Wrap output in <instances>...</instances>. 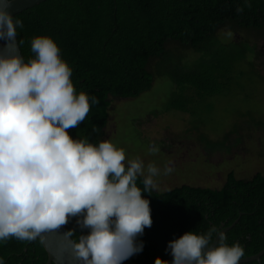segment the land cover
I'll use <instances>...</instances> for the list:
<instances>
[{"label":"trees","instance_id":"1","mask_svg":"<svg viewBox=\"0 0 264 264\" xmlns=\"http://www.w3.org/2000/svg\"><path fill=\"white\" fill-rule=\"evenodd\" d=\"M14 18L22 22L17 37L25 59L33 55V37L51 36L72 68L76 90L95 96L85 120L69 130L73 137L93 141L104 139L114 100L140 96L158 77L170 78L175 86L166 109L195 114L206 99L230 90L242 74L239 62L257 52L249 42L264 39V0H45ZM222 29L243 39L226 42L219 35ZM188 53L197 56L190 62ZM227 140L206 142L215 148ZM144 195L152 224L137 238L142 251L122 264H154L157 256L171 261L170 240L235 220L226 242H238L243 257L264 249V171L239 178L231 170L220 188L181 184ZM66 226L76 236L87 233L75 217ZM0 257L5 264L48 260L39 239L9 238L0 243ZM240 264H264V254L260 261Z\"/></svg>","mask_w":264,"mask_h":264},{"label":"clouds","instance_id":"2","mask_svg":"<svg viewBox=\"0 0 264 264\" xmlns=\"http://www.w3.org/2000/svg\"><path fill=\"white\" fill-rule=\"evenodd\" d=\"M11 4L0 0V39L6 41L0 48V243L46 241L75 217L87 233L67 230L61 251H70L76 264H122L143 249L137 238L152 224L144 194L174 170L171 161L160 168L128 157L110 139L73 137L69 130L81 125L97 100L76 90L72 68L51 36L33 37L27 59L17 51L22 22ZM147 152L160 148L150 144ZM167 250L171 261L157 256L154 264H240L244 256L243 247L228 244L216 226L186 231Z\"/></svg>","mask_w":264,"mask_h":264},{"label":"rangeland","instance_id":"3","mask_svg":"<svg viewBox=\"0 0 264 264\" xmlns=\"http://www.w3.org/2000/svg\"><path fill=\"white\" fill-rule=\"evenodd\" d=\"M228 31L219 32L224 41L243 39ZM249 43L258 53L239 62L242 74L230 90L206 99L195 114L166 109L175 86L170 78L158 77L140 96L114 100L104 139L123 147L128 157L138 155L160 168L171 161L174 170L156 178L158 190L181 184L220 188L231 170L239 178L264 171V39ZM196 56L188 53L187 60ZM203 137L228 140L212 148ZM150 144L160 152L149 154Z\"/></svg>","mask_w":264,"mask_h":264},{"label":"water","instance_id":"4","mask_svg":"<svg viewBox=\"0 0 264 264\" xmlns=\"http://www.w3.org/2000/svg\"><path fill=\"white\" fill-rule=\"evenodd\" d=\"M45 0H12V4L10 7V12L12 15H16L23 10H26L34 5H37ZM15 40L18 42V37L16 35ZM6 41L3 39H0V48H2L5 45ZM19 44V42H18ZM17 51L22 54L24 57L20 45L17 48ZM238 220H235L230 226H222L220 229L224 232V234L231 229L237 222ZM67 226L66 224L61 226L59 229L54 230L53 232L47 234V239L46 241H41L44 248L47 251L48 254V260L46 264H76V262L72 259L70 251H61L60 246H61V241L63 237V233L67 231ZM59 253L61 259H57V254ZM264 254V249L260 251L257 254L243 257L241 258V262H248L252 260L260 261L261 256Z\"/></svg>","mask_w":264,"mask_h":264}]
</instances>
